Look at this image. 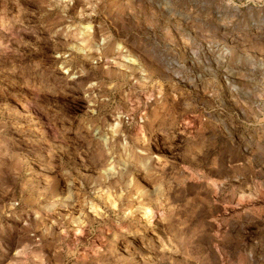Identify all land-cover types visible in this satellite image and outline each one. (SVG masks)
<instances>
[{"label":"rangeland","instance_id":"obj_1","mask_svg":"<svg viewBox=\"0 0 264 264\" xmlns=\"http://www.w3.org/2000/svg\"><path fill=\"white\" fill-rule=\"evenodd\" d=\"M62 1L0 0V264H264V0Z\"/></svg>","mask_w":264,"mask_h":264},{"label":"built area","instance_id":"obj_2","mask_svg":"<svg viewBox=\"0 0 264 264\" xmlns=\"http://www.w3.org/2000/svg\"><path fill=\"white\" fill-rule=\"evenodd\" d=\"M61 1V0H59ZM62 2H67V0H63ZM115 58H122L123 59V63L128 64V65H134L136 58H134L128 47H126L125 45L121 44L119 45L118 49L116 50V52L113 54Z\"/></svg>","mask_w":264,"mask_h":264},{"label":"bare ground","instance_id":"obj_3","mask_svg":"<svg viewBox=\"0 0 264 264\" xmlns=\"http://www.w3.org/2000/svg\"><path fill=\"white\" fill-rule=\"evenodd\" d=\"M85 28H89V27H88V25H86V27H85Z\"/></svg>","mask_w":264,"mask_h":264}]
</instances>
